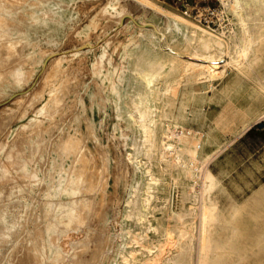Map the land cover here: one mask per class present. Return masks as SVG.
<instances>
[{
    "label": "bare ground",
    "instance_id": "6f19581e",
    "mask_svg": "<svg viewBox=\"0 0 264 264\" xmlns=\"http://www.w3.org/2000/svg\"><path fill=\"white\" fill-rule=\"evenodd\" d=\"M74 1L78 2L0 0V85L10 82V74L18 86L22 85L31 74L26 70L28 59L17 47L21 39L15 37V33L19 32L30 43L29 33L47 27L54 14L59 13L69 21L78 19L79 12L72 8ZM148 2L157 12L171 15L174 25L168 27L167 34H171L173 28L182 33L192 28L199 35L192 47V55L199 62L186 61L184 70L175 80L161 86L154 84L160 70L166 66L158 61L161 57L151 47H157L161 43V35L165 36L160 27L144 29L151 31L148 44L134 37L123 43L120 64L115 65L108 54L110 40L102 55L95 59L93 66L97 67L100 80L107 84V101L114 112L112 132L120 135L124 150L117 157L116 178L119 179L120 173L125 177L128 197L123 203L118 202V214L125 222L133 216L137 206L149 211L156 196V187L166 181L167 175L176 171L177 176L174 177L179 187L176 186L184 200H192L193 208L184 213L171 207L162 216L163 235L158 242L164 244L168 235L174 232L177 235L171 240L173 254L159 257L158 261L162 264H193L195 255V264H215V254L222 246L216 239V231L223 218H230L221 216L219 203L213 196L218 180L204 167L203 145L198 141H188L189 128L181 126L172 109L181 101L183 84H192L195 91L204 90L205 87H212L215 79L225 77L229 68L243 73L264 55V2L221 0L222 5L239 19V26L229 35L216 34L206 29L205 25L204 28L195 24L183 17L185 15L181 16V13L179 15L157 1ZM249 7H258L252 8L257 14L245 15ZM101 11L103 16H94L81 31L83 38L90 39L101 19H114L119 23L127 14V7L121 0H107ZM171 41L176 42L177 38L173 37ZM85 44L92 46L89 41ZM168 49L171 56L177 55L176 49ZM226 57L230 60L227 61ZM67 60V57H60L49 65L50 85L45 92L35 94L30 105L38 103L39 108L27 123L9 131L8 139L12 143L0 148V151L7 146L9 148L5 158L0 156V251L8 247L4 255L0 253V264H141L144 261V252L140 247L144 244L142 236L133 227H125L124 224L121 232L115 235L108 233L106 211L101 212L95 207L98 197L102 201L109 200L111 172L109 154L104 146L94 152L88 144L90 138H97L94 126L89 127L86 133L79 126L74 133L71 130L61 131L53 140L54 146L42 144L45 133L58 128L57 118L69 98V88L60 76ZM138 77L145 84V89L130 96ZM159 99L162 100L161 111L158 110ZM158 119L160 124L156 128ZM263 119L264 113H261L253 121L256 123ZM157 137L161 139L158 149L167 159V164L161 165L166 167L162 175L152 172L142 157ZM35 138L40 148L30 143ZM52 147L58 154L55 169L58 179L52 176V186L47 189L49 199L38 200L20 185L9 187L14 186L10 182L13 171L20 173L21 181L39 182L37 171L30 169L33 155L39 150L49 152ZM188 151L192 152L191 158L185 160ZM121 204H125L123 210ZM227 227L230 225L227 224ZM154 229L157 230L158 226Z\"/></svg>",
    "mask_w": 264,
    "mask_h": 264
},
{
    "label": "rangeland",
    "instance_id": "374dc122",
    "mask_svg": "<svg viewBox=\"0 0 264 264\" xmlns=\"http://www.w3.org/2000/svg\"><path fill=\"white\" fill-rule=\"evenodd\" d=\"M151 1L159 2L172 11H177L179 15L181 13V16L185 15L183 17L186 19H191L190 21L203 25L204 28L206 26V29L216 34L229 35L239 26L238 17L223 6L221 0ZM121 2L127 7V14L122 20L117 23L114 19H101L100 25L92 31L89 40L82 37L81 31L94 16H103L101 9L107 0L72 2V8L79 12L78 19L69 21L56 13L47 27L29 33L32 40L30 43L24 36H20L19 32L15 33V37L21 39L17 47L28 59L26 70L31 74L22 85L18 86L11 74L8 76L10 82L0 85V148L6 143H12L8 139L9 131L27 123L39 108L38 103L32 107L30 105L35 94L45 92L50 85L47 73L49 65L60 57H67L68 62L60 76L69 88V98L62 106V114L57 118L58 128L46 132L42 144L54 146L53 140L61 131L71 130L74 133L79 126L86 133L89 127L94 126L97 138H90L88 144L94 152L101 150V145L104 146L110 158L109 200L102 201L101 197H98L95 201L98 210L106 211L107 232L115 235L121 232L123 224L125 227H133L144 240V244L140 246L144 252V261L141 264H162L158 261L159 257L173 254L174 246L171 240L177 235L175 232L168 235L164 244L158 242L163 235L162 216L171 207L187 213L193 208V202L191 199L184 200L180 194L174 177L177 176L175 171L173 175H167L166 181L156 187V196L149 211L137 206L130 219L125 222L120 219L118 202L123 203L128 197L125 177L120 173L119 179L116 178L117 157L121 156L124 150L120 135L113 133L114 112L112 105L107 101V84L100 80L97 67L93 66V63L102 55L109 40L107 51L113 63H122L123 43L134 37L143 44H148V34L151 31L144 29L153 28L149 24L155 25L156 28H162L165 35L160 34L161 43L157 47L150 45L159 53L161 60L158 61L166 65L160 70L158 80L154 83L161 86L167 81L175 80L184 70L186 61L199 62L198 58L192 55V47L199 35L192 28L185 32L187 34L178 32L175 28L171 34H167L168 27L174 25L171 15L157 12L148 0ZM209 5L219 10V15L214 18V24L211 26H208L203 18L200 19L202 14L206 15L203 9ZM252 8L249 7L244 14H257ZM173 37L177 38L176 42L171 41ZM86 41L92 46L85 44ZM167 47L176 49L177 55L171 56ZM226 60L230 59L226 57ZM105 64L108 65L107 60ZM249 67L243 73L229 68L225 77L215 79L213 86L205 87L204 90L195 91L192 84H183L181 101L172 109L181 126L189 128L188 141H198L203 145L201 153L205 157L204 167L214 173L218 180L213 196L219 203L221 216L230 218H223L216 231V239L222 246L215 254V264H264V119L254 122L258 114L264 113V55L258 58L250 69ZM144 89L145 84L138 77L130 96H135ZM158 103V110L161 111L162 100L159 99ZM180 112L181 116L178 117ZM159 124L158 119L156 128ZM36 141L37 138L31 139L30 143L40 148ZM160 142L161 139L157 137L151 149L142 155L146 165L156 175H162L166 167L161 165L167 164V159L158 149ZM50 149L49 152L46 149L39 150L33 155L34 161L30 164V169L37 171L39 182L21 181L20 173L13 171L10 182L14 186L9 187L20 185L38 200L49 199L47 189L52 186V176L58 179L55 170L58 154L53 147ZM8 150V146L1 150L0 156L5 158ZM191 153L188 151L185 154V160L191 158ZM120 206L123 210L125 204ZM227 224L230 227H227ZM156 226L157 230L154 229ZM7 249L8 247L2 248L1 255H4Z\"/></svg>",
    "mask_w": 264,
    "mask_h": 264
},
{
    "label": "built area",
    "instance_id": "2783aa9c",
    "mask_svg": "<svg viewBox=\"0 0 264 264\" xmlns=\"http://www.w3.org/2000/svg\"><path fill=\"white\" fill-rule=\"evenodd\" d=\"M203 12L206 13V15L204 16V14H202L200 16V19L203 18L204 22L208 26H211L212 24H214V18H216L219 15V10L209 5L203 9Z\"/></svg>",
    "mask_w": 264,
    "mask_h": 264
},
{
    "label": "water",
    "instance_id": "95a60500",
    "mask_svg": "<svg viewBox=\"0 0 264 264\" xmlns=\"http://www.w3.org/2000/svg\"><path fill=\"white\" fill-rule=\"evenodd\" d=\"M149 26H152L153 28H156V26L155 25H152V24H149Z\"/></svg>",
    "mask_w": 264,
    "mask_h": 264
}]
</instances>
